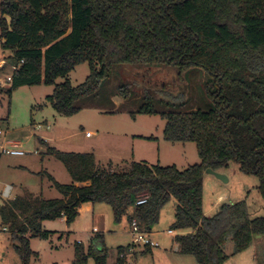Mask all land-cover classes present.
Segmentation results:
<instances>
[{"label": "trees", "instance_id": "1", "mask_svg": "<svg viewBox=\"0 0 264 264\" xmlns=\"http://www.w3.org/2000/svg\"><path fill=\"white\" fill-rule=\"evenodd\" d=\"M0 42L10 52L9 60L22 61L9 94L21 86L54 85L77 65L88 64L82 84L55 85L47 98L64 117L80 111V100L94 99L119 66L167 65L179 73L196 68L211 75L214 86L207 109L161 113L153 107L159 91L152 85L144 89L138 113L165 120L166 142L196 146L200 163L182 171L145 162L106 169L92 154L47 146L46 155L59 160L72 180L59 184L48 175L61 197H16L0 208L1 219L10 223L12 239L18 241L14 250L22 264L34 255L26 234L47 238L40 223L59 218L70 226L84 203H105L116 222L127 216L129 224L136 220L149 233L173 198L170 230L181 232L174 239L177 252L194 257L197 264H224L229 237L238 254L254 237L264 236V217L251 219L245 201L221 204L211 217L202 208L205 171L219 172L229 162L258 178L264 201V0H0ZM134 83L121 85L118 95L129 99L126 87ZM141 198L146 202L137 205ZM129 247L117 249L115 264H126ZM74 248L76 263L91 258L106 264L101 233H94L86 248L74 241Z\"/></svg>", "mask_w": 264, "mask_h": 264}, {"label": "rangeland", "instance_id": "2", "mask_svg": "<svg viewBox=\"0 0 264 264\" xmlns=\"http://www.w3.org/2000/svg\"><path fill=\"white\" fill-rule=\"evenodd\" d=\"M9 55L10 52L0 45V60L6 62L0 69V81L11 73L14 63L8 59ZM88 74V64L82 63L66 77L57 78L54 85L21 86L10 94L9 87L0 88V208L16 197L45 200L61 197L48 175L59 184L67 185L72 180L59 160L46 155L47 146L62 152L92 154L96 164L106 169L145 162L163 167L174 165L182 171L200 163L194 143L166 142L163 139L165 120L159 114H140L138 109L144 89L152 85L159 91L153 102L158 113L205 110L212 102L208 96L214 89L211 75L196 68L179 73L177 68L167 65L148 69L119 66L113 69L110 79L94 99L78 102V113L70 117L58 115L47 99L53 94L55 85L69 81L72 86H78ZM132 81L134 86L126 87L130 98L122 99L118 95L119 87ZM180 105L183 107L179 108ZM7 143H19L23 154L4 153L3 149H11ZM219 173L227 182L212 174L203 175L202 208L207 217L213 216L221 204L240 201L246 202L251 219L264 217V201L257 191L256 176L243 174L235 162H229ZM6 187L10 189L8 196L4 194ZM220 195L222 201L217 203ZM175 207L176 201L172 198L163 205L158 222L151 228L153 235L148 237L157 247L146 251L143 245L135 244L131 247L134 251L128 249L127 264H197L194 257L173 249L175 236L181 234L177 230L168 234ZM97 209L101 213L97 215L94 211V220L90 213L70 226L59 219L41 222V231L49 232L47 238L26 234L34 254L29 264H95L91 258L76 263L72 243L77 239L86 244L93 225L101 228L104 234L108 250L106 264H115L118 247L131 244L130 224L127 216L116 222L111 207L105 203H96ZM253 242L247 250L234 254L233 241L229 237L224 245L228 256L224 264H264V236L254 237ZM14 245H18V241L12 239L10 223L0 216V264H22Z\"/></svg>", "mask_w": 264, "mask_h": 264}, {"label": "built area", "instance_id": "3", "mask_svg": "<svg viewBox=\"0 0 264 264\" xmlns=\"http://www.w3.org/2000/svg\"><path fill=\"white\" fill-rule=\"evenodd\" d=\"M22 61L18 64H13L11 66V73L6 75L4 80L3 81H0V88L3 87V86H6V87H10L11 84H12V77H13V73L16 72L19 68V66L21 65ZM4 65H6V62L5 60H0V69H3L4 68ZM11 149L10 150H2L4 153L6 154H9V155H14V156H20L23 154V152L20 150V144L19 143H7ZM9 187H6L5 188V196H8L9 194ZM146 202V199L145 198H141L139 199L136 204L137 205H141L143 203ZM169 234H174L173 231L169 230L168 231ZM129 235L131 237V244H130V247H129V251L132 250V246H134L135 244L136 245H143V246H148L150 248H153V247H157V243L152 241L149 237H148V234L146 232H143L140 227L138 226L136 220H132V222L130 223V232H129ZM76 243H82L81 241L79 240H75ZM134 251V250H132ZM120 257H123V255H120Z\"/></svg>", "mask_w": 264, "mask_h": 264}, {"label": "crops", "instance_id": "4", "mask_svg": "<svg viewBox=\"0 0 264 264\" xmlns=\"http://www.w3.org/2000/svg\"><path fill=\"white\" fill-rule=\"evenodd\" d=\"M88 135H89V133H88ZM76 185H78V184H76ZM220 201H222V196H221V195L217 197V203H219ZM94 211L97 212V215H100L99 213H101V210H100V211H99L98 209L95 210V204L93 205V204H91V203H84V204H82V205L79 207V209H78V212H79V216H78V218H81V217L84 218L83 215H86V214H90V213H91V220H94V218H95ZM132 211H133V210H132ZM132 211H131L129 214H131ZM204 214H205V213H204ZM78 218H77V219H78ZM77 219H76L74 222H76ZM59 220H62V221L65 222V218H59ZM97 222H98V221H97ZM97 222H96V223H97ZM128 222H129V221H128ZM128 230H129V227H128ZM168 231H169V230H168ZM94 233H101V234L103 235V237H104V234H103V232H102V229L99 228V227H97V226H95V225H93L91 231L89 232V235L87 236V238H88L87 243H86V244H85V243H82V245H83L85 248H86L87 245H88V242H89L90 237H92V235H93ZM147 234H148V236H150V237L153 235L151 232H149V233H147ZM168 234H169V233H168ZM170 235H171V234H170ZM129 236H130V235H129ZM75 240H77V239H74V240L72 241L73 244H74V241H75ZM173 243H174L173 249H174V250H177V249H178V245H177V243L175 242V240H173ZM253 243H254V242H253ZM253 243H252V244H253ZM118 248H119V247H118ZM122 248H123V247H122ZM126 264H127V263H126Z\"/></svg>", "mask_w": 264, "mask_h": 264}, {"label": "water", "instance_id": "5", "mask_svg": "<svg viewBox=\"0 0 264 264\" xmlns=\"http://www.w3.org/2000/svg\"><path fill=\"white\" fill-rule=\"evenodd\" d=\"M205 173H206V174H212V175H214L217 179H219V180H221V181H223V182H227V179H226L222 174H220L219 172H215V171H213V170H211V169H207V170L205 171Z\"/></svg>", "mask_w": 264, "mask_h": 264}]
</instances>
